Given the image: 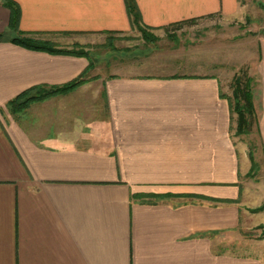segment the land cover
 I'll list each match as a JSON object with an SVG mask.
<instances>
[{"label":"crops","instance_id":"crops-1","mask_svg":"<svg viewBox=\"0 0 264 264\" xmlns=\"http://www.w3.org/2000/svg\"><path fill=\"white\" fill-rule=\"evenodd\" d=\"M14 1L33 35L132 28L126 0ZM136 3L151 27L240 8ZM10 22L0 0V264H264V239L240 233L253 218L239 201L252 162L222 82L128 71L21 110L18 96L63 86L90 62L20 45ZM262 88L264 152V74Z\"/></svg>","mask_w":264,"mask_h":264},{"label":"rangeland","instance_id":"rangeland-1","mask_svg":"<svg viewBox=\"0 0 264 264\" xmlns=\"http://www.w3.org/2000/svg\"><path fill=\"white\" fill-rule=\"evenodd\" d=\"M264 0H240L238 12L231 16L210 15L170 23L142 26L132 23L128 31L98 34L63 33L29 37L55 49L82 53L89 59L83 86L91 79L111 78L128 71L150 75H187L215 77L222 82V94L232 96L236 74L254 78L257 116L260 118L264 74ZM145 25V24H144ZM19 33V37H22ZM28 36V35H27ZM71 55V54H70ZM105 93V92H104ZM30 92L28 97L32 96ZM229 100V99H228ZM37 100H32L24 110ZM234 114L232 130L241 147L254 149L258 167L253 174L240 175L243 203L253 218L240 224L241 236L264 239V152L256 126L249 135H236ZM262 207V208H261ZM261 209V210H259Z\"/></svg>","mask_w":264,"mask_h":264},{"label":"trees","instance_id":"trees-1","mask_svg":"<svg viewBox=\"0 0 264 264\" xmlns=\"http://www.w3.org/2000/svg\"><path fill=\"white\" fill-rule=\"evenodd\" d=\"M2 1L4 5L11 10L10 26L17 29L18 32L21 35H23L22 37H17L14 40L16 43L31 49L44 50V51H49L51 53L83 55L82 53H75L69 50L55 49L43 42L37 41L36 39L29 37V33L20 31L19 24H20L21 14H20L19 5L14 0H2ZM126 4L132 22L139 27L142 33L146 34L142 26L145 27L147 26L144 25L142 21V16L138 8V5L136 3V0H126ZM86 73L87 70L84 73H82L78 78L63 86L54 87L51 90L38 89L36 94L30 97H28V95L33 89L27 91L21 94L20 96H18L16 99H14L10 104H17L19 107H26L27 104L30 103L32 100H42L53 94L66 93L71 90H74L85 81ZM231 86L233 89L232 96L231 97L227 96V98L229 99V103H230L231 119L233 120L234 114L237 115L236 128H235L236 135L237 136L249 135L252 133L255 126L257 128V131L259 132V118L257 116L256 104H255L254 78L249 75H245V74L242 75L241 73H238L234 76ZM37 88H41V87H37ZM222 96L226 97V95L224 94H222ZM249 156L252 162L250 174H253L255 169H257L258 167V162L255 158L254 149H250Z\"/></svg>","mask_w":264,"mask_h":264},{"label":"water","instance_id":"water-1","mask_svg":"<svg viewBox=\"0 0 264 264\" xmlns=\"http://www.w3.org/2000/svg\"><path fill=\"white\" fill-rule=\"evenodd\" d=\"M262 7H263V9H264V5L262 4Z\"/></svg>","mask_w":264,"mask_h":264}]
</instances>
